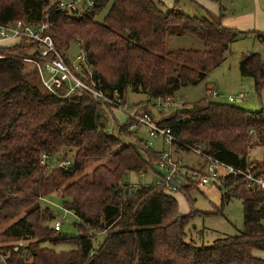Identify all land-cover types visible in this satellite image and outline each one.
Returning <instances> with one entry per match:
<instances>
[{"label": "trees", "instance_id": "obj_1", "mask_svg": "<svg viewBox=\"0 0 264 264\" xmlns=\"http://www.w3.org/2000/svg\"><path fill=\"white\" fill-rule=\"evenodd\" d=\"M181 1L164 9L161 0H96L93 8L73 15L56 10L59 0H0V22L22 18L38 24L48 16L50 33L65 56L77 45L107 93L144 92L148 99L137 106L151 112L153 99L172 97L180 87L205 79L237 38L252 32L264 41L262 31L225 26L221 0H213L221 4L217 14L187 0L201 11L194 16L179 8ZM107 4L99 21L95 15ZM176 32L195 35L204 48L167 50V37ZM240 69L259 93L261 54L246 55ZM131 122L108 131V120L92 100L76 92L55 96L20 55L0 58V251L9 254V264H264L255 254L264 251V191L229 177L221 207L240 198L243 229L198 244L187 229L199 210L182 214L175 191L155 181H131L132 172H159V150L124 140L132 133ZM160 123L234 167L264 172L250 160L255 146L264 148V102L254 112L205 96L166 113ZM64 150L73 153L70 166L53 159ZM43 154L49 155L45 163ZM191 187L180 188L189 200ZM44 197L61 198L58 207L79 218L80 234L55 236L61 228L45 224V217L52 221L57 215L49 216ZM96 234H104L98 245ZM47 240L73 248L58 251L43 246ZM19 241L24 244L15 250Z\"/></svg>", "mask_w": 264, "mask_h": 264}, {"label": "rangeland", "instance_id": "obj_2", "mask_svg": "<svg viewBox=\"0 0 264 264\" xmlns=\"http://www.w3.org/2000/svg\"><path fill=\"white\" fill-rule=\"evenodd\" d=\"M161 1L164 3V5H162L164 9L172 8L175 2V0ZM109 6L110 4H107L97 15H95V18L102 21ZM179 8L186 14L193 16L201 13L200 9H198L195 4L187 0H182ZM250 34V36L237 38L231 44L230 50L226 53L224 61L212 68L205 79L201 80L197 84L180 87L172 96L173 99H170L169 101L172 106H167L160 111L159 107L155 104V99H153L149 109L155 118L159 119L162 115L173 112L174 109L177 110L190 107L191 105L199 102L205 96L211 98L207 93L210 84L213 85L210 87H215L221 92L220 97H212V99L222 102L237 103L249 111H259L261 109L262 102H264V86L258 93L255 89L253 78L251 76L242 75L240 69V61L251 52H258L264 58V41L258 38L255 33L251 32ZM20 46H23V44H16L14 41L0 42V58L6 55H10L9 57L14 55H20V57H22L26 55L25 53L28 49L24 50ZM166 48L167 50L179 48L202 50L204 48V43L201 39L191 33H182L179 35V33L176 32L168 35ZM79 51L80 48L77 45H73L70 49V54H76ZM22 61L28 65V68L33 66L29 61H24L23 59ZM241 91L247 93L244 100L236 99L235 101H229L227 99L228 96L236 97ZM125 99L128 106H132L146 101L148 99V95L144 92H136L129 89L125 95ZM116 114L121 122H124L127 119L126 114L123 112H116ZM134 135H138L143 139L148 140V134L143 127L132 129L131 135H125L123 138L126 141L135 142L132 138ZM150 141H152V148L154 150L158 151L162 149V138L150 139ZM177 153L176 157H179L182 160V171L186 172L190 169L201 167L200 165L203 162V157L200 154L190 150H180ZM72 154L73 153H66L64 150L61 154L54 155L53 159L56 163L55 159L60 161L63 159H71ZM250 160L253 163L259 164L261 169L264 170V148L262 146H255L251 151ZM53 166L55 165L53 164L52 167ZM93 166V164L88 166L86 171L91 170ZM158 171L159 172L149 170L144 174L132 172L131 181L136 184H145L156 181L160 177V169H158ZM188 173L190 174L191 171ZM188 191L192 200H189L188 196L181 190L173 193L178 201L180 212L182 214L194 210L205 212L201 213L197 211L198 215L194 216L188 226L189 229H187L189 238L191 237L198 242V244L204 243L206 245H210L213 240L219 236L234 234L243 229L244 216L242 200L235 197L229 203H226L224 207H221V195L222 192L225 191L224 186L216 185L214 182H210L209 184H202L201 186H192ZM51 201L54 204L48 205L49 203L42 201L43 206L49 208V216H57L53 217L52 221L47 220L48 217H45L46 220L44 222L45 224L53 225L55 224V221L61 220V230L58 232V235L56 234L55 236L69 237L80 234L78 228L79 218L74 213L65 212L64 209L58 207V205L62 204L61 198L51 197ZM193 225L195 228H193ZM201 231H203V233H200ZM103 238L104 234H96L94 244L98 245ZM42 245L54 248L58 251L73 248L70 244L53 243L51 240L43 241ZM261 251L264 252L263 250H257L256 252Z\"/></svg>", "mask_w": 264, "mask_h": 264}, {"label": "built area", "instance_id": "obj_3", "mask_svg": "<svg viewBox=\"0 0 264 264\" xmlns=\"http://www.w3.org/2000/svg\"><path fill=\"white\" fill-rule=\"evenodd\" d=\"M95 4L96 0H59L55 8L69 14L81 15L85 10L93 8ZM2 41L28 44V51L21 58L31 62L36 68L44 88L58 97H65L76 92L92 100L108 120V131H112L115 127L120 128L126 121L132 120L131 130L143 127L148 134V140L134 135L132 138L136 143L152 148L150 139L162 138L163 147L159 150L157 163L160 177L155 182L165 186L168 191H178L184 185L201 186L210 182L225 186L229 177L238 178L249 188L264 191V172L234 167L205 151L201 145L182 141L170 126L160 123L162 117L156 119L151 112L140 110L137 104L128 106L125 97L119 90L107 93L103 81L94 77L91 65L83 50L80 49L76 54L65 56L58 49L55 38L50 33L48 16L44 22L38 24L27 23L22 18L7 23L0 22V42ZM207 93L211 98L220 97V93L215 87H209ZM246 96L247 93L239 92L236 97L228 96L227 99L235 101ZM170 99L171 97L159 96L155 98V104L162 111L163 108L172 106L169 102ZM116 112H123L127 119L121 122ZM177 146L200 154L203 157L202 166L190 169V174L189 171H182V161L175 155ZM47 158L49 155L43 154L42 162L45 163ZM72 164V159H63L59 162V165L70 166ZM42 199L50 205L54 204L50 198ZM54 227L59 230L61 220L55 221ZM23 244V241H19L14 249L17 250ZM8 256L9 254H3L0 251V264H9Z\"/></svg>", "mask_w": 264, "mask_h": 264}, {"label": "crops", "instance_id": "obj_4", "mask_svg": "<svg viewBox=\"0 0 264 264\" xmlns=\"http://www.w3.org/2000/svg\"><path fill=\"white\" fill-rule=\"evenodd\" d=\"M196 1L216 14L220 12L222 4L224 7L223 23L227 27L244 31L258 30L264 32V0H221V4L213 0ZM250 35L251 34H248L247 36ZM210 86L213 85L210 84L209 87ZM219 93L221 92L219 91ZM171 99H173V97H171ZM244 99L245 98L242 100ZM180 150L182 149H176L175 155L178 154L177 152ZM178 159L181 160V158ZM200 166H202V164ZM256 251L257 250H255L256 255L264 258V252Z\"/></svg>", "mask_w": 264, "mask_h": 264}]
</instances>
